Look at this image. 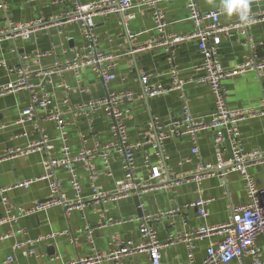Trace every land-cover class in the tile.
I'll list each match as a JSON object with an SVG mask.
<instances>
[{
	"label": "crops",
	"instance_id": "1",
	"mask_svg": "<svg viewBox=\"0 0 264 264\" xmlns=\"http://www.w3.org/2000/svg\"><path fill=\"white\" fill-rule=\"evenodd\" d=\"M4 10L0 11V31L5 30L9 21L20 22L42 18L49 22L55 21L62 13L72 9L69 0H2ZM57 1V2H54ZM88 3L92 0H80ZM201 11L223 9L220 14V24H230L235 21L233 12L228 15L225 10L226 0H196ZM251 11L264 9V0H247ZM170 33L185 35L192 31V23L188 18L185 0H170L159 4ZM153 9L148 7H133L127 10V15L118 17L120 12L96 15L94 32L98 37L100 49L114 58L113 71L115 78L102 82L90 69L81 70L80 80L85 91H79V85L70 71L55 73L50 82H45L44 89L50 93L54 101L66 110L62 102L66 99L71 105L100 98L106 92H133L131 101H124L120 108L124 111V120L128 127L130 141H144L136 154V172L147 174L145 159L151 163H159L163 173L162 178L168 184L146 191L138 196L140 205L135 204L136 195L125 199L107 201L99 209L89 204L82 218L80 211L74 210L66 214L60 205H52L44 211L19 217L0 225V236L12 233L11 237L0 240V264H64L77 261L92 254V246L101 253L107 254L113 248L115 239L139 240L140 218L148 213L154 214L168 208H179V211L153 221L158 239L166 240L169 234H181L184 230L196 229L203 224L219 225L229 219L232 207L247 201L244 182L240 173L233 167L222 172L217 171L197 181L200 167L205 163H214L215 154L212 143V132L204 130L198 133V154L193 156L191 144L186 137L169 136L161 141L156 138V125L166 126L180 118L182 105L185 103L193 115H205L214 107V97L208 85L198 82L203 76L200 68L201 53L194 40L178 43L169 51L163 47L152 45L156 36L152 20ZM128 15H133L128 17ZM84 44V39L77 23H63L60 26L51 25L37 31L31 39L22 37L6 38L0 35V85L11 81L16 76L14 69L20 64L23 54L43 52L37 63L31 58L23 61L31 73L29 81L38 83L40 76L35 72L51 69L56 62L71 57L70 48H78ZM255 45L257 54L264 55V21L248 27L246 34L237 30L222 34L218 45V54L222 66L232 69L245 61L250 55V45ZM149 45V46H148ZM174 69L177 77L184 84L180 90L146 97L143 93V81L147 84L170 85L172 83L170 70ZM227 88V105L230 108L257 105L264 97V70L262 72L246 71L227 78L224 82ZM40 89L37 88L36 92ZM27 90H19L0 96V155L9 149L25 148L39 139V132L34 127V120L23 123L16 122L22 109L29 104ZM43 112L36 111V118L41 119ZM67 142L75 153L82 147H91L96 141L110 140V120L104 111L99 110L88 119L74 111L66 112ZM50 138L51 148L48 155L51 158L60 156V142L52 122L40 120ZM239 130L243 148L246 151L264 150V115L245 119L240 122ZM42 151H32L27 155H15L0 160V187L12 186L17 182L33 180L28 187L13 188L7 192L8 205L14 213L18 207H30L49 197L48 180L41 178L44 174ZM110 160V175L105 172L99 157H93L91 167L85 168L84 162L76 163L81 194L87 197L93 184L99 188L111 190L116 180L123 177L121 156L112 152ZM258 185H264V162L255 161L248 168ZM94 174V179L92 178ZM55 178L60 182V192L67 198H73V190L69 184L68 172L62 167L54 170ZM177 180L181 182L177 183ZM209 198L206 209L207 216L200 217L191 204L198 197ZM4 206L0 201V215ZM185 219L187 225L182 221ZM93 228L92 242L87 240L84 226ZM53 234V235H52ZM51 235V236H50ZM34 245L25 243L26 239H37ZM216 240V236L211 237ZM22 244L16 247V244ZM209 239L194 242L193 259L200 262L206 254ZM256 244L260 249L259 256L264 258V234L257 236ZM34 253H29L30 248ZM11 257L12 260L6 262ZM162 264H189L185 242L179 241L165 246L161 250ZM98 264H149L147 256L142 253L135 257L120 259H104ZM224 264H238L229 261ZM245 264L248 260L245 259Z\"/></svg>",
	"mask_w": 264,
	"mask_h": 264
},
{
	"label": "built area",
	"instance_id": "2",
	"mask_svg": "<svg viewBox=\"0 0 264 264\" xmlns=\"http://www.w3.org/2000/svg\"><path fill=\"white\" fill-rule=\"evenodd\" d=\"M69 1L72 3V9L69 12L62 13L57 18L55 17L53 22L47 23L42 18L20 22L9 21L7 28L0 31V35L6 38L22 37L31 39L35 32L44 30L48 26L77 23L84 39V44L80 47L69 49L71 57L56 62L51 69L35 72L34 76L41 75L38 83L29 81L33 73H31L30 67L23 63L28 58H31L32 63H37L40 57L45 55V53L37 51L30 55L23 54L20 58V64L12 69L16 72L15 78L0 85V96L19 90L28 91L29 104L22 109L16 122L23 123L34 120L33 125L40 134L39 139L31 145L25 148L9 149L3 155H0V160L15 155H27L32 151H42L46 156L43 159L44 174L41 178L48 180L49 187V197L46 201L35 203L30 207H18L14 213L9 208L7 192L13 188L28 187L33 180L20 181L12 186L0 187V201L4 206V212L0 215V225L16 221L22 216L44 211L52 205L62 206L66 214H70L74 210L80 211L82 218H85L83 212L89 204H93L100 209L107 201L125 199L131 195L138 197L146 191L168 186L162 178L163 173L159 163L154 164L145 159L147 174L140 175L136 172V154L143 143L147 142V139H144L143 142L129 140L128 127L123 116L124 111L120 108L124 101L132 100L133 92L115 93L108 91L103 97L92 98L75 105H71L64 99L62 102L66 105V110H62L60 105L54 101L52 95L44 89L45 82H50L53 74L70 71L76 78L79 91H85V87L80 80L81 70L84 68L90 69L104 83L113 80L116 76L113 71L114 64L110 62L114 57L105 54L100 49L98 37L94 32L93 18L96 15L127 12L128 9L133 7H148L153 9L152 20L156 30L152 45L163 47L169 51L171 47L178 43L194 40L202 57L200 68L203 70V76L198 79V82L208 85L214 97V107L210 113L205 115H193L184 103L180 118L177 121L166 126L156 125L157 140L161 141L169 136H184L191 144L190 151L192 155L196 156L198 154V133L210 130L216 160L214 163H205L201 166V172L195 175L194 178L200 181L215 171L222 175L223 171L219 172V170L233 167L239 171L244 182L247 201L244 204L232 207L229 219L222 224H203L196 229L184 230L181 234H169L166 240L163 241L158 239L157 231L152 222L178 212L179 208H168L158 213H148L140 218L136 217L135 220L140 221L138 241L115 239L112 243L114 248L107 254L99 253L92 246V254L64 264H98L104 259L135 257L142 253L147 256L149 264H162L161 250L165 246L173 245L179 241L185 242L189 264H224L233 260L237 261L238 264H245V259L248 260V264H264V258L259 256L260 249L256 244L257 236L264 234V185H258L247 169L255 161L264 162V150L246 151L243 148L239 130L240 122L264 115V97L257 105L230 108L227 105V88L224 84L227 78L238 73L246 71L262 72L264 70V55L259 56L255 49L256 46L251 44L250 55L245 61L232 69H225L218 54V45L222 34L237 30L245 35L249 26L264 21V9L257 11L247 9L248 18L245 22H242L239 15L234 12L236 15L234 22L220 24V14L223 9L201 11L196 0H185L188 18L192 23V31L180 35L167 31L164 15L159 8L161 2L170 0H92L88 3H82L80 0ZM1 10H4L2 0H0ZM132 16L128 15V17ZM0 67H5V64L0 62ZM170 73L172 83L167 86L159 83L147 84L146 77L142 75L144 95L153 97L173 90H180L184 84L183 80L177 77L174 69L170 70ZM37 88L40 89L39 92H36ZM38 109L43 112L41 119L36 118ZM99 110L104 111L110 120V140L107 142L96 141L91 147H82L72 153L67 142L68 122L66 112L74 111L86 117L90 123L91 117ZM40 120L52 122L55 126L57 139L61 144L58 158H51L48 155L51 148L50 138L45 128L41 127ZM112 152H117L121 156L123 177L115 181L111 190L99 188L93 184L90 194L87 197L82 196L76 163L84 162L85 168L89 169L91 159L99 157L105 172L110 175V155ZM56 167L67 170L69 184L74 193L73 198H67L61 194V184L54 175ZM94 177L92 173V178L94 179ZM178 182H181V180H177ZM209 201V198L200 196L189 205L194 206L197 214L205 218L208 214L206 206ZM182 223L184 226L187 225L185 219ZM83 228L87 240L92 242L93 228L89 225H85ZM11 236L12 233H6L0 236V240ZM212 236H216L217 239L213 240ZM43 238L45 237L26 239L25 243L34 245L35 242ZM203 239H209L206 254L200 262H196L193 259L194 242ZM21 245L17 243L16 247ZM29 253H34V248L31 247ZM11 260L12 258L8 257L6 262Z\"/></svg>",
	"mask_w": 264,
	"mask_h": 264
},
{
	"label": "clouds",
	"instance_id": "3",
	"mask_svg": "<svg viewBox=\"0 0 264 264\" xmlns=\"http://www.w3.org/2000/svg\"><path fill=\"white\" fill-rule=\"evenodd\" d=\"M224 7L228 15L236 12L242 22L247 21V0H226Z\"/></svg>",
	"mask_w": 264,
	"mask_h": 264
},
{
	"label": "water",
	"instance_id": "4",
	"mask_svg": "<svg viewBox=\"0 0 264 264\" xmlns=\"http://www.w3.org/2000/svg\"><path fill=\"white\" fill-rule=\"evenodd\" d=\"M126 15H127V12H121V13L118 14V17L123 18V16H126ZM144 96H145V95H144ZM155 136H156V138H157V134H156ZM224 170H225V169L219 170V172H222V171H224ZM135 204H136L137 206L140 205V202H139L137 196L135 197Z\"/></svg>",
	"mask_w": 264,
	"mask_h": 264
}]
</instances>
